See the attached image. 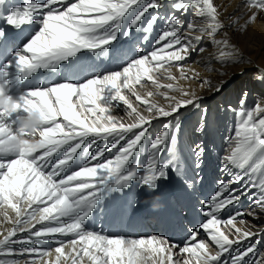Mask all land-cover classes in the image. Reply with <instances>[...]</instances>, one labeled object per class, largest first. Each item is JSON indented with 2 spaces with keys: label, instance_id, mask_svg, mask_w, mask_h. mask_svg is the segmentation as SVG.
<instances>
[{
  "label": "snow or ice",
  "instance_id": "6c2138e0",
  "mask_svg": "<svg viewBox=\"0 0 264 264\" xmlns=\"http://www.w3.org/2000/svg\"><path fill=\"white\" fill-rule=\"evenodd\" d=\"M256 23L264 0L232 12L218 0H0V217L11 226H0V264H264V231L246 219L264 215V99L249 107L247 92L229 106L220 175L182 243L88 226L113 194L203 181L206 146L190 148L189 165L179 120L203 97L179 82L222 92L224 69L251 64L233 37Z\"/></svg>",
  "mask_w": 264,
  "mask_h": 264
},
{
  "label": "bare ground",
  "instance_id": "6f19581e",
  "mask_svg": "<svg viewBox=\"0 0 264 264\" xmlns=\"http://www.w3.org/2000/svg\"><path fill=\"white\" fill-rule=\"evenodd\" d=\"M103 63L107 64L109 61H103ZM246 73L249 72L246 71ZM225 80L230 82L229 78ZM44 82L46 81L43 79L33 81L34 84ZM229 82L226 86L229 85ZM216 83L217 81L214 84ZM189 84H191V91L203 97L201 100L202 102H204L203 100H208L210 98L209 96L215 94V92L210 90H208V94L200 93L198 91L199 84L196 81H191ZM149 88H151V86H149ZM141 91H143V89H141ZM229 99H232V97H229ZM192 108L193 107L190 106L183 110L190 111ZM192 117L190 113L185 120L186 128L193 127L192 122L191 124L189 123ZM193 138H196V135ZM219 142V137H217V139L215 138V140L211 142V147L209 145L206 147L207 150L210 148L211 157L208 153L207 154L209 156V161L211 160L213 163L210 162L212 169L210 173H206L204 168L199 170V175L204 179L201 182H197L191 191H184V178L173 176L170 180L161 182L160 188L155 196L150 197L145 194L144 190L138 188L126 190L123 193L113 194L114 198L109 199L107 206L103 210L96 211L93 219L88 222V226L90 228H96L97 230L103 229L109 235H124L129 237L158 235L167 236L176 243H182L188 230L185 226L191 227L202 220V217L199 215L201 207L200 202L212 192L215 187L216 178L220 175L218 170L219 157L224 154V149L221 148ZM196 143V141H194L193 144L187 142L186 145L182 143L180 137V147L184 156L188 158L189 165H191L190 148ZM202 144L206 146L205 140ZM224 144L227 146L226 142H224ZM196 172V169L189 168L187 178L192 179L195 177ZM172 200L176 203L172 204ZM248 203L249 202L245 200L237 207L246 209ZM246 219L250 221L249 227H252V217H246ZM0 226L4 228L11 227L10 225L3 224L2 217H0ZM252 230L256 231L257 228L252 227ZM262 231H264V229ZM200 238L207 240L203 232H201ZM42 246L53 247V245ZM260 248H262L261 252H264V241H261Z\"/></svg>",
  "mask_w": 264,
  "mask_h": 264
},
{
  "label": "rangeland",
  "instance_id": "374dc122",
  "mask_svg": "<svg viewBox=\"0 0 264 264\" xmlns=\"http://www.w3.org/2000/svg\"><path fill=\"white\" fill-rule=\"evenodd\" d=\"M218 2L223 3L227 7V10L229 12H232L233 8H235L236 4L240 3L241 0H218ZM186 18L192 19V14L189 13V16ZM241 23H243L242 20ZM233 41L239 44L244 59L251 60V64H243L238 67H228L224 69V71H226L228 75L223 77V79L225 80L231 77V80L229 82V85L226 86L222 92L215 93L213 96H209L210 98L208 100H203L204 102L201 101L200 108H192V110L190 111H181V115L179 117L180 123L182 125L180 135L182 136V139H187V142H191L192 144L194 143V141H196L197 143H203V141L205 140L206 147L208 145L211 147V142H213L215 138L217 139V137H219V144L221 148L225 150L226 145L224 144V142H226V138L230 135L237 120L234 111L229 110V106H231L232 109H238L240 106L241 96L244 92L248 93L247 106L249 107L252 106L258 100L264 99V83L257 79V76L262 71H264V25L256 23L248 29L247 34L243 36H234ZM205 43H207V41H205ZM104 62H108V60L105 58ZM189 67L200 72L201 76L206 75L207 70L203 67H199L196 64H192ZM241 68H243L244 70L243 75L238 74ZM246 71L249 73H246ZM175 74L179 75V73ZM219 79H221L219 76H213V84L216 81L218 82ZM161 82L163 83L165 81L162 80ZM179 83L186 89H190L191 87L189 81H180ZM208 90L209 89L207 85H204L203 87H198V91L200 93L208 94ZM229 97H232V99H229ZM157 99L162 98L158 97ZM202 110H207L208 118L206 119V121L202 119ZM188 113H191V115L193 116L189 121L190 124L192 122L193 127L186 128L185 120L189 116ZM118 114L123 115L124 113L121 110V112ZM160 123V121L155 122V126L152 129L153 132L159 130ZM205 124L207 125L205 126ZM195 134L197 135L196 138H190L191 135L195 136ZM187 142L184 143L186 144ZM207 153L210 155V150ZM210 162L211 160L209 161V158L205 155V169L207 168L206 172L210 170L212 163ZM263 216L264 215H261L259 219L251 220V224L252 226H254L253 228H257L258 231H262L264 229ZM186 227L189 228L188 226H185V228ZM260 244L259 250L261 251L263 247L260 248Z\"/></svg>",
  "mask_w": 264,
  "mask_h": 264
}]
</instances>
